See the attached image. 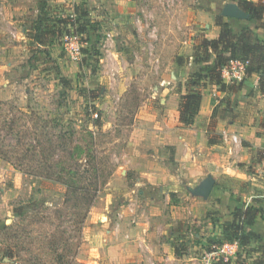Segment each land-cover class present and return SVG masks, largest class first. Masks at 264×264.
<instances>
[{"label":"rangeland","instance_id":"1","mask_svg":"<svg viewBox=\"0 0 264 264\" xmlns=\"http://www.w3.org/2000/svg\"><path fill=\"white\" fill-rule=\"evenodd\" d=\"M242 1L0 0V264H149L109 255L101 237L103 220L118 222L121 205L136 193H128L133 184L124 179L135 172L120 167L127 142L146 117L164 110L154 93L173 81L161 79L160 68L189 64L201 41L216 37V19L234 29L238 58L246 54L264 65V37L253 30L264 28V15L247 23L222 15L223 7L241 9ZM252 45L259 46L255 53ZM214 63L210 51L190 79ZM248 77L230 83L219 102L237 108L231 92L253 93L250 81L259 74ZM199 80L201 89L210 81ZM221 113L214 106L211 140L218 139ZM67 184L85 187L94 201L67 197L73 189ZM190 223L186 230L194 233L198 226ZM214 230L187 255L201 258L207 241H236L246 226L237 231L218 217Z\"/></svg>","mask_w":264,"mask_h":264},{"label":"crops","instance_id":"2","mask_svg":"<svg viewBox=\"0 0 264 264\" xmlns=\"http://www.w3.org/2000/svg\"><path fill=\"white\" fill-rule=\"evenodd\" d=\"M253 30L264 37L263 27L256 24ZM213 32L217 37L219 26ZM192 61L183 66L173 61L160 68L161 79L172 80L173 85L154 93L163 103L162 114L146 117L127 142L120 167L135 172L124 179L133 184L128 193L133 188L136 193L121 205L124 208L118 222L109 225L103 220L102 240L109 255H119L121 261L203 264L200 258L187 255L186 248L199 251L202 241L214 233L216 218L231 222L234 209L257 207L261 212L246 224L248 240L243 244L234 241L239 249L224 264H264V93L258 87L259 77L250 81L253 93L237 96L231 92L230 99L238 103V109L220 103L216 96L224 90H214L216 85L209 81L200 88L197 114L183 125L179 120L180 96L188 91L191 73L202 67L194 62L193 55ZM180 82L177 91L175 85ZM237 93L240 95L239 89ZM216 105L222 109L215 127L218 139L209 142L211 113ZM207 177L214 181L209 196L193 194L191 190ZM175 194L192 202L177 205L170 198ZM190 222L198 226L194 233L186 230L185 224ZM204 228H208V234H204ZM176 247L183 253L177 254Z\"/></svg>","mask_w":264,"mask_h":264},{"label":"trees","instance_id":"3","mask_svg":"<svg viewBox=\"0 0 264 264\" xmlns=\"http://www.w3.org/2000/svg\"><path fill=\"white\" fill-rule=\"evenodd\" d=\"M241 9L246 12L249 15V18L246 20L243 19H237L232 18L233 21H239V22H248L250 20H262L264 15V3L262 1L255 3L253 1L244 0L240 2ZM216 25L220 27V32L217 35L216 38L213 39H206L204 38L199 46V51L195 52L193 54V60L196 63L199 62H208V57L210 55V51H212L215 54V63L213 67H209L208 69H205V74L200 75V77L197 73L192 75V77L197 76L195 79L191 78L188 82V91L185 94H182L180 96L179 101V120L180 123L183 125H187L191 122L193 116L197 114L200 106V102L202 99V93H201V85L199 78H206L209 79L211 82L215 83L217 86L221 88V90L231 89L233 88V85H230V83H225L222 80L221 77V68L226 65L231 59H240L237 57V47L239 45L237 40V35L234 31V29L227 23L222 22L219 19H216ZM247 48L250 50V52L255 53L257 48H259L258 45H252L247 46ZM228 55H224L227 54ZM241 60H248L249 64L246 68V76H250L254 73L259 74V89L261 93H264V65L261 66H255L253 59H248L247 55L241 56ZM258 58V56L254 57ZM264 63V60H263ZM262 72V73H261ZM246 78V77H245ZM244 80V79H243ZM240 83V82H238ZM233 84V83H232ZM264 126V123H263ZM213 140H209V142H212ZM259 158V157H258ZM68 185V184H67ZM81 189L77 187H73L71 185H68L67 187H72L73 189H67L66 196L69 197L70 195L67 194L68 192H72L71 196L72 198H76L77 196L83 195L81 199L88 200L89 203L94 201V198L96 197V194H88V189H85V187H82L78 185ZM80 193V194H77ZM90 205V204H88ZM260 209L257 207H245V209L236 208L234 209L233 213V221L231 222H224L227 224H232L234 228L238 231L243 228V223L246 226V224H250L253 221L254 216H256L258 213H260ZM251 214L250 220H246L243 222V218L247 217ZM243 222V223H238ZM250 234L244 233L239 238L236 237V241L240 244L245 243ZM226 241V240H224ZM221 241V242H224ZM232 242V241H230Z\"/></svg>","mask_w":264,"mask_h":264},{"label":"built area","instance_id":"4","mask_svg":"<svg viewBox=\"0 0 264 264\" xmlns=\"http://www.w3.org/2000/svg\"><path fill=\"white\" fill-rule=\"evenodd\" d=\"M249 64L248 60L231 59L221 68V77L225 83L240 82L246 77V68ZM234 141L237 140L233 136ZM239 249L237 242H210L201 252V261L203 264H224L228 263L234 257ZM154 264V263H150Z\"/></svg>","mask_w":264,"mask_h":264},{"label":"water","instance_id":"5","mask_svg":"<svg viewBox=\"0 0 264 264\" xmlns=\"http://www.w3.org/2000/svg\"><path fill=\"white\" fill-rule=\"evenodd\" d=\"M222 15L227 17L237 18V19H248L249 15L238 7V4L232 3L230 6H225L222 9ZM214 181L211 177H207L201 185L191 190L195 195L202 197H208Z\"/></svg>","mask_w":264,"mask_h":264}]
</instances>
